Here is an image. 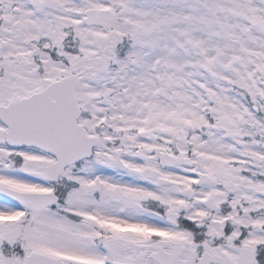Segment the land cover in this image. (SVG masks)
I'll return each instance as SVG.
<instances>
[{"label":"snow or ice","instance_id":"snow-or-ice-1","mask_svg":"<svg viewBox=\"0 0 264 264\" xmlns=\"http://www.w3.org/2000/svg\"><path fill=\"white\" fill-rule=\"evenodd\" d=\"M0 264H264V0H0Z\"/></svg>","mask_w":264,"mask_h":264}]
</instances>
